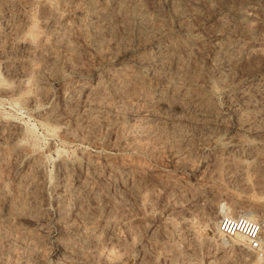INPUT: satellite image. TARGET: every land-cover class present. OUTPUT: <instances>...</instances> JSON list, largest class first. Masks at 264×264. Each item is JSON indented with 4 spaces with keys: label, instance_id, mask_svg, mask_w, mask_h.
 Masks as SVG:
<instances>
[{
    "label": "rangeland",
    "instance_id": "1",
    "mask_svg": "<svg viewBox=\"0 0 264 264\" xmlns=\"http://www.w3.org/2000/svg\"><path fill=\"white\" fill-rule=\"evenodd\" d=\"M0 79V264H255L264 0H0Z\"/></svg>",
    "mask_w": 264,
    "mask_h": 264
},
{
    "label": "built area",
    "instance_id": "2",
    "mask_svg": "<svg viewBox=\"0 0 264 264\" xmlns=\"http://www.w3.org/2000/svg\"><path fill=\"white\" fill-rule=\"evenodd\" d=\"M216 225L222 235L226 237L241 235L246 247L259 255H264V219L244 213L222 214L217 217ZM156 264L163 263L158 260Z\"/></svg>",
    "mask_w": 264,
    "mask_h": 264
},
{
    "label": "bare ground",
    "instance_id": "3",
    "mask_svg": "<svg viewBox=\"0 0 264 264\" xmlns=\"http://www.w3.org/2000/svg\"><path fill=\"white\" fill-rule=\"evenodd\" d=\"M0 82H3L2 81V79H0ZM57 128V127H56ZM54 130V129H53ZM33 130H28V132H32ZM57 134V133H56ZM33 136V135H32ZM37 138V137H36ZM32 143V142H31ZM59 152V151H58ZM57 152V153H58ZM143 184V183H142ZM145 184V183H144ZM136 186V185H135ZM143 186V185H142ZM141 186V187H142ZM140 187V183H139V186L137 187L138 189L139 188H141ZM165 187V186H164ZM148 188H149V186H148ZM144 189V188H143ZM160 189V188H159ZM142 190V189H141ZM140 191V190H139ZM138 191V192H139ZM144 191V190H143ZM134 193L135 192H137V190L135 191H133ZM133 192L131 191V193L133 194ZM141 192V191H140ZM135 195V194H134ZM144 195V194H143ZM133 197H135V196H133ZM143 197V196H142ZM135 198H137V196L135 197ZM152 198V197H151ZM143 199V198H142ZM153 199V198H152ZM155 199V198H154ZM159 199H161V198H159ZM141 200V199H140ZM150 200V199H149ZM135 201V200H134ZM151 201V200H150ZM161 201V200H160ZM151 203H152V201H151ZM150 207V206H149ZM164 207V205H161L160 204V202H159V200H156V202H154L152 205H151V207L150 208H153L154 210H158V211H161L162 210V208ZM149 208V209H150ZM147 209V208H146ZM202 209V208H201ZM180 210V209H179ZM232 213H244V214H247V215H249V216H252L253 217V215H252V213H251V211H245V212H243V211H241V212H235V211H232L230 208H228L227 206H225V204L224 203H219V205H218V207H217V214L218 215H222V214H232ZM176 214V215H175ZM174 214V216L175 217H177L178 218V216H180L181 217V215L183 214V212L182 211H178L177 213H175ZM185 214H186V212H185ZM218 215H217V217H218ZM194 218V217H193ZM176 219V218H175ZM174 222V221H173ZM173 222H171L172 224H173ZM175 223V222H174ZM175 225H177V223L175 224ZM202 225L204 226V227H207V224L206 223H202ZM166 227V226H165ZM176 230V229H175ZM162 231H163V229H162ZM212 231H214V233H215V235H214V237H215V241L216 242H219V244H225L226 243V241H227V237L226 236H224V235H222L219 231H218V228H217V225H216V220L213 222V226H212ZM161 231L159 230V231H156L155 233H156V235H154L155 236V240H157V241H159L160 240V243H161V241L163 240V242L162 243H164V244H162V246H158L159 247V249L157 250V251H159V253H162V252H165V251H168V252H166V253H169V251H172V250H170V248H171V244L170 245H168V244H166V243H168V240L166 239L165 241H164V239H163V234H162V232L160 233ZM164 233H165V235L167 234L168 235V238L170 237V235L172 234V230L171 229H169V230H165L164 231ZM180 234V233H179ZM135 236V235H134ZM174 236V235H173ZM241 238L242 239V237H241V235H238V234H236V235H234V236H231V237H229V239L231 238V239H233V238ZM169 241H171V240H169ZM182 244V243H181ZM245 244V243H244ZM263 244H264V237H263ZM161 245V244H160ZM111 247H113V246H111ZM174 247H175V245H174ZM177 247V246H176ZM180 247V246H179ZM128 248H130V247H128ZM102 250V249H101ZM127 250V249H126ZM131 250V249H130ZM176 250V249H175ZM108 251V250H107ZM132 251V250H131ZM131 251H130V254H132L133 253V251H132V253H131ZM174 251V250H173ZM172 251V252H173ZM178 251V250H177ZM178 252H182L183 253V250L181 249V250H179ZM109 253L110 254H117L116 253V251L114 250V248H109ZM146 253V252H145ZM123 254V253H122ZM125 254V253H124ZM142 254H144V253H142ZM173 254H174V252H173ZM126 255V254H125ZM163 255H165V254H163ZM170 255H172L171 253H170ZM175 255V254H174ZM110 256V255H109ZM128 256V255H127ZM154 256V255H153ZM166 256H167V254H166ZM165 256V257H166ZM263 256V255H262ZM261 255H257L256 256V259H255V261H254V263L255 264H264V257H262ZM155 257V256H154ZM153 257V258H154ZM168 257V256H167ZM184 257V256H183ZM182 257V258H183ZM110 258V257H109ZM146 258V257H145ZM152 258V257H151ZM146 260V259H145ZM155 260V259H154ZM160 260H161V257H160ZM162 262V261H161ZM181 263L183 264L184 262H182L181 261ZM145 264V263H144ZM153 264H156V263H153ZM170 264H180L179 262H177L176 260H175V258H174V260L172 261V262H170Z\"/></svg>",
    "mask_w": 264,
    "mask_h": 264
}]
</instances>
